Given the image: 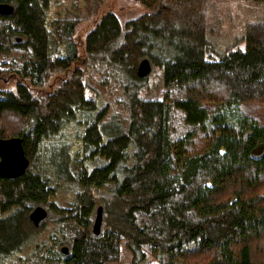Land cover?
I'll list each match as a JSON object with an SVG mask.
<instances>
[{"label":"trees","instance_id":"obj_1","mask_svg":"<svg viewBox=\"0 0 264 264\" xmlns=\"http://www.w3.org/2000/svg\"><path fill=\"white\" fill-rule=\"evenodd\" d=\"M52 1L0 0L14 5L0 14V73L14 83L0 136L22 137L31 159L0 177V264H105L124 240L132 264H264V0H140L149 12L108 11L83 33L86 19L50 16ZM227 19L247 28L221 53L209 30ZM145 57L160 99L137 73Z\"/></svg>","mask_w":264,"mask_h":264},{"label":"rangeland","instance_id":"obj_2","mask_svg":"<svg viewBox=\"0 0 264 264\" xmlns=\"http://www.w3.org/2000/svg\"><path fill=\"white\" fill-rule=\"evenodd\" d=\"M148 1H153V0H146ZM147 4V3H145ZM237 4V3H236ZM244 8L246 6L245 1H240L237 4V7H235L232 11L236 13L237 11H244ZM246 10V9H245ZM108 11H114L116 12L122 23H125L126 21L136 18L139 14L143 12H149L150 9L143 5V3L140 0H53L52 5L50 6L49 13L50 16H60V17H65L68 19L71 18H76V16H81L85 18L80 26V32L83 33L87 31L89 23L91 19L99 14L106 13ZM217 13V9H213ZM256 14L262 13L261 8H255ZM226 11H220L218 14L225 15V17H229L228 15L225 14ZM246 26L242 25L238 21H230V20H225L221 24H216L214 26V31L211 29L209 30V37L211 39H216L220 40L218 46H217V51L223 52V48L226 47L228 44H233L239 37H243L246 31ZM213 33H212V32ZM224 33L223 39L220 38L221 34ZM237 47L244 48L245 47V42H239V45ZM2 74V73H1ZM3 79L0 80V91L3 90H11L14 89V83L11 81V79L7 75H2ZM148 81L156 87L155 93L153 94L154 97L156 98H162V92L161 90L164 88V81H163V76H162V71L157 67L152 68L151 73L147 76ZM152 98V95L150 96ZM114 108V107H113ZM120 113L123 112V109H119ZM74 121L66 127L65 131L62 133V137H64L65 140L70 141L72 145L70 147H74L75 141H77L78 137L77 134L75 133V127H74ZM61 147L58 145H53V150L57 154H55V157L57 159H62L63 153L60 149ZM61 193L65 194L64 191L62 190ZM70 192L65 194L68 196ZM65 195L61 196V199L65 198ZM101 200H103V203H100L97 205H103L105 202H112L114 199L113 192L108 193V194H101L100 195ZM96 207V209H97ZM115 209L112 211L114 214ZM30 213V212H29ZM2 213L0 212V215ZM96 216V211L94 214V218L92 221V225L94 222ZM48 217V216H47ZM106 217H105V206H104V215H103V222H102V230L104 227ZM50 226L49 228L53 227V223H49ZM48 224V225H49ZM91 225V226H92ZM30 249L26 248L25 252H29ZM132 258H133V250L127 246L126 241H122V256L119 261L115 262H110V263H105V264H132ZM143 263H156L154 258L150 255H146L145 259L143 260Z\"/></svg>","mask_w":264,"mask_h":264},{"label":"water","instance_id":"obj_3","mask_svg":"<svg viewBox=\"0 0 264 264\" xmlns=\"http://www.w3.org/2000/svg\"><path fill=\"white\" fill-rule=\"evenodd\" d=\"M14 11V5L9 2H0V14L10 15ZM153 68L149 58L140 60L137 66V73L140 77H147ZM31 159L26 154L23 138L2 137L0 136V177L12 178L23 175L30 166ZM48 209L43 205L33 207L29 213V219L38 227L41 222L47 218ZM104 215V206L99 205L96 209V216L92 225V232L99 235L102 232V222ZM63 253L69 252V246H62Z\"/></svg>","mask_w":264,"mask_h":264},{"label":"flooded vegetation","instance_id":"obj_4","mask_svg":"<svg viewBox=\"0 0 264 264\" xmlns=\"http://www.w3.org/2000/svg\"><path fill=\"white\" fill-rule=\"evenodd\" d=\"M0 79H3V76H2V74L0 73Z\"/></svg>","mask_w":264,"mask_h":264}]
</instances>
